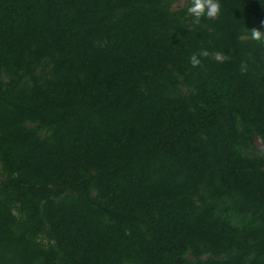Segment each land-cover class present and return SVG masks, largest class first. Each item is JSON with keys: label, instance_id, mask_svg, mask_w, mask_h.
<instances>
[{"label": "trees", "instance_id": "obj_1", "mask_svg": "<svg viewBox=\"0 0 264 264\" xmlns=\"http://www.w3.org/2000/svg\"><path fill=\"white\" fill-rule=\"evenodd\" d=\"M176 1L0 0V264H264V0Z\"/></svg>", "mask_w": 264, "mask_h": 264}, {"label": "clouds", "instance_id": "obj_2", "mask_svg": "<svg viewBox=\"0 0 264 264\" xmlns=\"http://www.w3.org/2000/svg\"><path fill=\"white\" fill-rule=\"evenodd\" d=\"M221 10L219 0H190V6L187 8V12L195 18V22L199 23L201 17L208 19H215L218 17ZM261 28H264V21H261ZM261 28H252L250 38L254 41L264 43V31ZM212 56L216 61L223 60V54L220 52L210 53L208 50L201 49L198 54L194 53L190 57V64L193 67L201 65L200 57ZM248 70L247 64L241 63L240 71L242 73Z\"/></svg>", "mask_w": 264, "mask_h": 264}, {"label": "rangeland", "instance_id": "obj_3", "mask_svg": "<svg viewBox=\"0 0 264 264\" xmlns=\"http://www.w3.org/2000/svg\"><path fill=\"white\" fill-rule=\"evenodd\" d=\"M184 3H185L184 1H182V0H178V1H176V2L174 3V6H175V5H178V6H179V5H184Z\"/></svg>", "mask_w": 264, "mask_h": 264}]
</instances>
